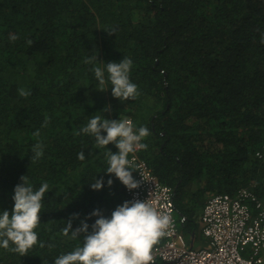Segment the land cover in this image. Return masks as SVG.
Returning a JSON list of instances; mask_svg holds the SVG:
<instances>
[{
	"label": "trees",
	"instance_id": "1",
	"mask_svg": "<svg viewBox=\"0 0 264 264\" xmlns=\"http://www.w3.org/2000/svg\"><path fill=\"white\" fill-rule=\"evenodd\" d=\"M96 54L133 61L136 99L114 98L110 82L98 91ZM97 115L149 129L140 157L172 187L186 238L209 197L243 187L263 197L264 0H0V212L11 214L21 176L49 185L38 243L22 256L0 247V264H54L82 245L63 234L72 214L74 229L122 204V183L104 172L118 149L77 134Z\"/></svg>",
	"mask_w": 264,
	"mask_h": 264
},
{
	"label": "clouds",
	"instance_id": "2",
	"mask_svg": "<svg viewBox=\"0 0 264 264\" xmlns=\"http://www.w3.org/2000/svg\"><path fill=\"white\" fill-rule=\"evenodd\" d=\"M9 39L14 42L18 36L10 35ZM28 43L31 44V41ZM94 59L98 61L97 54ZM92 61L93 58L90 57L85 63ZM98 62L99 64L91 69L99 84L98 91L108 90L105 85L110 82L111 95L114 98L136 99L139 91L138 86L130 80L129 73L133 65L130 58L123 57L119 62ZM20 95L27 97L30 93L21 90ZM109 110L110 105L102 109V111ZM77 134L91 135L98 147L106 148L108 144L113 143L118 152L114 154L107 151L108 167L104 172L114 174L130 191L139 187L140 182L132 175L136 170L129 156L147 149V144L142 142L150 135L146 126L136 128L128 117L109 120L97 115L93 116ZM42 151L40 144L33 148L36 157L42 155ZM84 158L83 151L78 153V159ZM20 180L21 183L13 190L14 205L11 214L7 210L0 212V247L18 252L22 256L38 243L35 229L40 224L42 200L48 192L49 185L45 182L38 189H34L28 183L26 175L21 176ZM104 183L103 177L94 178L90 188L100 190ZM112 183V179L107 180L109 187ZM78 216L79 214H72L65 223L63 234L65 236L70 234L73 239H80L83 235L82 245L58 256L54 264H155L153 248L171 227L170 216L157 212L146 200L124 201L112 211L110 217H105L98 209L94 210L73 229L72 221ZM91 217L98 218L89 226L86 221ZM40 246L44 245L41 243Z\"/></svg>",
	"mask_w": 264,
	"mask_h": 264
},
{
	"label": "built area",
	"instance_id": "3",
	"mask_svg": "<svg viewBox=\"0 0 264 264\" xmlns=\"http://www.w3.org/2000/svg\"><path fill=\"white\" fill-rule=\"evenodd\" d=\"M139 152L129 156L139 187L130 191L123 185V202L146 200L170 216L171 227L153 248L155 264H264V196L243 187L209 197L199 217L206 246L193 248L175 217L172 187L157 179ZM255 158L264 161V140Z\"/></svg>",
	"mask_w": 264,
	"mask_h": 264
},
{
	"label": "crops",
	"instance_id": "4",
	"mask_svg": "<svg viewBox=\"0 0 264 264\" xmlns=\"http://www.w3.org/2000/svg\"><path fill=\"white\" fill-rule=\"evenodd\" d=\"M201 211H202V208L199 210V215L201 214ZM187 241L189 245L192 246L193 248H202L206 246V241L201 235L200 228H199V232H197V234L195 235V238H192V237L187 238Z\"/></svg>",
	"mask_w": 264,
	"mask_h": 264
},
{
	"label": "rangeland",
	"instance_id": "5",
	"mask_svg": "<svg viewBox=\"0 0 264 264\" xmlns=\"http://www.w3.org/2000/svg\"><path fill=\"white\" fill-rule=\"evenodd\" d=\"M177 215H178V213L176 212V213H175V217H176V219L178 220V216H177ZM187 238H188V237H187Z\"/></svg>",
	"mask_w": 264,
	"mask_h": 264
}]
</instances>
